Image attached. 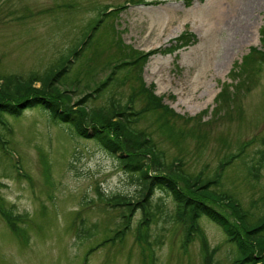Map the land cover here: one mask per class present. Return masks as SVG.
<instances>
[{
    "label": "rangeland",
    "instance_id": "rangeland-1",
    "mask_svg": "<svg viewBox=\"0 0 264 264\" xmlns=\"http://www.w3.org/2000/svg\"><path fill=\"white\" fill-rule=\"evenodd\" d=\"M125 1L0 0V75L25 79L46 73L82 37L101 5ZM157 1L130 4L107 18L61 87L75 89V99L95 89L111 72V62L123 56L119 43L136 51L159 48L149 54L144 79L165 103L193 118L173 121L175 128L158 131L154 141L167 162L179 158L193 175H211L222 160L236 155L214 189L240 200L253 221L264 213V161L259 160L264 150V63L241 66L253 47L264 50V0H217L223 14L211 9L216 0ZM185 30L194 37L177 41ZM117 75L114 81L122 70ZM132 86L118 87L113 98L125 102ZM108 92L101 91L92 103L107 104ZM141 106L136 99L135 107ZM154 115L164 124L159 112ZM7 118L0 124V205L19 218L13 230L0 215V264H82L89 248L123 225L125 239L96 248L88 264H143L142 251L155 264L232 263L235 245L208 217L201 218L200 232L184 245L176 203L164 192L152 196L153 217L145 223L142 206L131 211L117 205L139 195L141 185L93 139L70 135L39 108ZM139 123L156 129L154 117L152 124ZM209 202L235 220L227 203ZM137 231H142V241L136 239Z\"/></svg>",
    "mask_w": 264,
    "mask_h": 264
},
{
    "label": "trees",
    "instance_id": "trees-1",
    "mask_svg": "<svg viewBox=\"0 0 264 264\" xmlns=\"http://www.w3.org/2000/svg\"><path fill=\"white\" fill-rule=\"evenodd\" d=\"M127 2L130 4L154 3L151 0H126L125 3ZM125 3L112 5L116 6L113 11H108V7L111 5H101L82 37L46 73L34 72L25 79L17 74L0 75V124L5 125L8 116L19 117L27 109H41L47 114L50 122L65 129L70 135L93 139L106 152L116 157L126 173L139 181L140 194L134 199L119 201L117 205H124L131 211L142 206L146 211L143 214L145 219L142 223L148 222L147 219L153 217L152 196L157 191L164 192L173 197L176 203L175 217L184 226L186 242H190L197 232H200L201 218L208 217L222 228L227 239L236 247V254L231 264H264V213L251 221L252 216L235 196L214 189L222 183L221 178L218 177V168L221 167V164L211 175L206 176L202 172H198L196 175L188 174L181 167L182 162L179 158L177 161L167 162L164 151L154 141V136L158 131L163 132L168 129L167 127L171 130L175 128L173 121L188 123L193 117H186L177 112L164 102L163 96L156 93L154 85L147 84L143 72L150 53L136 51L132 47L128 48L119 43L123 56L115 62H111V72L101 80L95 89L75 99V95H73L75 89L61 87V79L67 75L78 57L85 52L87 46L93 43V36L97 30L106 22L107 18L112 17V14L126 8ZM187 3H190V0ZM112 19L108 20L107 24ZM111 27L120 35L116 24ZM190 36V31L183 32L177 41L192 39ZM176 48L173 47L172 50L175 51ZM252 61L264 63V50L253 47L241 68L245 69L246 65ZM120 70H122L121 78L114 81ZM73 84L75 83L73 82ZM130 84H133L132 90L125 102H122L120 98H113L119 93L118 87ZM75 88L80 90V86L77 84H75ZM104 89L108 90L111 96L109 102L94 105L93 100H97ZM225 91L224 98L228 94V90ZM136 99L142 104L141 110L135 107ZM157 112L160 113L164 124H160L159 118L154 115ZM148 114H151L150 120L147 118ZM153 117L157 122L154 131L140 127L139 121L143 120L147 121V124H152ZM260 153L259 160L261 162L264 161V150H261ZM175 162H177V166ZM217 177L218 180H216ZM209 200L215 202L220 200L227 203L236 216L235 220L229 219ZM156 204L158 210L162 208L160 203ZM0 215L7 220L10 228L17 230L19 217L15 216L10 209H4L0 205ZM122 227L115 230L116 233L112 236L109 235L101 244L91 247L83 264H88V257L94 249L123 241L127 229H125L126 225ZM148 230L149 228L144 234V239L142 231H137L136 239L139 241L143 239L145 243H148ZM86 232L89 233V236L94 235L91 229ZM204 247L208 251L207 243ZM205 254L212 258L207 252ZM145 256L146 254L142 251L143 264H155L152 256L147 255L146 258Z\"/></svg>",
    "mask_w": 264,
    "mask_h": 264
},
{
    "label": "bare ground",
    "instance_id": "bare-ground-1",
    "mask_svg": "<svg viewBox=\"0 0 264 264\" xmlns=\"http://www.w3.org/2000/svg\"><path fill=\"white\" fill-rule=\"evenodd\" d=\"M218 1L216 0V1H214V3L211 5V9L212 10H215L216 12H218V13H222L223 14V12L225 11L224 9H222V4L221 5H219L218 3H220V2H218Z\"/></svg>",
    "mask_w": 264,
    "mask_h": 264
}]
</instances>
